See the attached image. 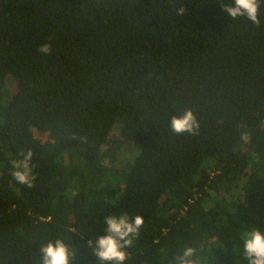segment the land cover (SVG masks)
<instances>
[{"label": "trees", "instance_id": "trees-1", "mask_svg": "<svg viewBox=\"0 0 264 264\" xmlns=\"http://www.w3.org/2000/svg\"><path fill=\"white\" fill-rule=\"evenodd\" d=\"M232 4L0 0V264H41L57 239L69 264H101L104 218L123 213L144 221L123 264H179L189 247L192 264H249L242 234L264 233V0L259 26ZM186 109L194 135L170 126ZM28 149L31 187L12 176Z\"/></svg>", "mask_w": 264, "mask_h": 264}, {"label": "clouds", "instance_id": "clouds-1", "mask_svg": "<svg viewBox=\"0 0 264 264\" xmlns=\"http://www.w3.org/2000/svg\"><path fill=\"white\" fill-rule=\"evenodd\" d=\"M260 0H233L231 6L224 5L223 11L232 18L246 17L253 24L259 26L258 18ZM184 7L177 10V14H183ZM39 51L47 55L51 51L49 44L45 43L40 46ZM172 131L177 134L189 133L196 134L199 129V123L191 110L186 109L182 115L172 116L170 121ZM243 138L248 139L247 133ZM22 159L13 160L12 176L14 179L28 187L32 186L35 176L32 172L30 161L33 153L31 149L21 152ZM106 225L105 235L99 236L95 241L93 255L101 261V264H123L127 259L125 249L132 246L133 241L139 236L140 229L144 225L143 218L140 215L129 217L127 213L118 216L110 215L104 218ZM244 256L249 264H264V233L257 228L246 231L242 234ZM194 254V249L189 247L183 251L179 258V264H192L189 260ZM41 264H69V257L73 252L69 251L68 246L60 239L54 242H48L40 248Z\"/></svg>", "mask_w": 264, "mask_h": 264}, {"label": "rangeland", "instance_id": "rangeland-1", "mask_svg": "<svg viewBox=\"0 0 264 264\" xmlns=\"http://www.w3.org/2000/svg\"><path fill=\"white\" fill-rule=\"evenodd\" d=\"M120 130V123H118L115 127V131Z\"/></svg>", "mask_w": 264, "mask_h": 264}]
</instances>
